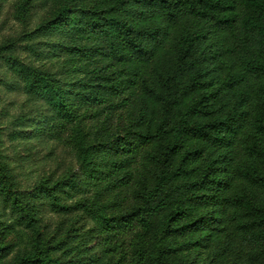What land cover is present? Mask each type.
I'll return each mask as SVG.
<instances>
[{
  "label": "trees",
  "instance_id": "16d2710c",
  "mask_svg": "<svg viewBox=\"0 0 264 264\" xmlns=\"http://www.w3.org/2000/svg\"><path fill=\"white\" fill-rule=\"evenodd\" d=\"M64 2L39 34L69 39L44 63L63 71L37 95L70 125L104 256L264 264V0Z\"/></svg>",
  "mask_w": 264,
  "mask_h": 264
},
{
  "label": "rangeland",
  "instance_id": "374dc122",
  "mask_svg": "<svg viewBox=\"0 0 264 264\" xmlns=\"http://www.w3.org/2000/svg\"><path fill=\"white\" fill-rule=\"evenodd\" d=\"M64 1L0 0V259L2 247L14 245L13 255L0 264H115L117 260L106 258L99 246L105 236L98 232L94 214L102 204L91 197L87 179L77 176L80 164L69 142L70 125L57 119L37 95L42 85L39 73L63 71L58 59L67 54L44 63L53 46L65 45L69 39L39 34ZM59 79L61 88H66L69 77ZM89 113L81 111L79 120L92 137L97 128ZM46 122L51 130L38 138L37 125ZM67 180H72L71 186ZM184 263L207 264L193 250L165 262Z\"/></svg>",
  "mask_w": 264,
  "mask_h": 264
}]
</instances>
